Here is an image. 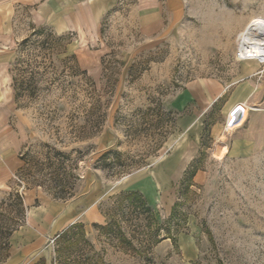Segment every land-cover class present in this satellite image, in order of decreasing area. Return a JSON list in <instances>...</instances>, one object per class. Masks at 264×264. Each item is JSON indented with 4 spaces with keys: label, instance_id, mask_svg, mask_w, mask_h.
I'll list each match as a JSON object with an SVG mask.
<instances>
[{
    "label": "rangeland",
    "instance_id": "374dc122",
    "mask_svg": "<svg viewBox=\"0 0 264 264\" xmlns=\"http://www.w3.org/2000/svg\"><path fill=\"white\" fill-rule=\"evenodd\" d=\"M91 1L98 31L16 0L0 34V264L25 239L21 264H264V64L238 52L264 0Z\"/></svg>",
    "mask_w": 264,
    "mask_h": 264
},
{
    "label": "crops",
    "instance_id": "0c3cea01",
    "mask_svg": "<svg viewBox=\"0 0 264 264\" xmlns=\"http://www.w3.org/2000/svg\"><path fill=\"white\" fill-rule=\"evenodd\" d=\"M15 1L16 0H0V34L6 33L7 35H11V32L13 33L11 22H9L10 25L8 26V24H6L7 22L5 21L8 20L9 15H13ZM141 1L143 4L149 2V0ZM156 2H154V4L152 5H155ZM111 6L112 5L111 3H109V1H105V3H94L91 0H84V2L79 5L78 9H76V7H73L72 9L70 6L69 9L64 11L63 17L58 20L55 19V17H57L56 12L54 13V17L52 18L51 12L44 8L45 6H43L42 8H38L37 11L41 14H44L45 11H48L50 14V17L48 16V23L51 24L58 32H65L72 29L77 30L78 28H82L83 30L90 29V31L92 32L96 30L98 31V25L100 23V20L102 19L105 12L110 9ZM3 8H5L6 11H1V9ZM4 13H7V16H5ZM9 28L11 32L8 30ZM77 203V200L75 202H71L68 207L57 217V222L59 223L58 228L60 231H62L61 229L63 228V226H65L69 222L70 218H76L77 216L83 214V212L78 208L79 205ZM34 245L37 246L36 243L33 244L27 239H25L23 248L16 249L15 253H13V255L11 256V259H9V264H21L23 257L30 250H32V246Z\"/></svg>",
    "mask_w": 264,
    "mask_h": 264
},
{
    "label": "trees",
    "instance_id": "16d2710c",
    "mask_svg": "<svg viewBox=\"0 0 264 264\" xmlns=\"http://www.w3.org/2000/svg\"><path fill=\"white\" fill-rule=\"evenodd\" d=\"M113 153H115V152H112V151L106 152L101 157V160H103V161L106 160ZM51 165L54 167L52 174H59V171L61 169H65V167L63 166V162L60 164V166H54L55 165L54 162H51ZM106 165L107 164L103 163L102 166L105 168ZM195 174H196V170L192 172V176ZM16 196L18 197V200L20 201V205L22 206V209H25L24 208V202H23V196L19 192H17ZM72 196H73V192H72V188L70 186H64L63 188L57 190V192H56V197L60 198V199H68ZM120 197L121 198H127V199L131 200V202H132L131 205L136 212H138L140 210L142 212H148V213L152 212V207L148 204V202L145 199V197L143 196V194L139 191H126L123 194H121ZM66 231L61 233L60 237H63L65 235ZM166 237L173 239L175 242L177 241L176 235H174V234H167Z\"/></svg>",
    "mask_w": 264,
    "mask_h": 264
},
{
    "label": "bare ground",
    "instance_id": "6f19581e",
    "mask_svg": "<svg viewBox=\"0 0 264 264\" xmlns=\"http://www.w3.org/2000/svg\"><path fill=\"white\" fill-rule=\"evenodd\" d=\"M263 44L264 19H253L244 32L238 52L246 60H257V56L264 53ZM222 148H224V146H222Z\"/></svg>",
    "mask_w": 264,
    "mask_h": 264
},
{
    "label": "built area",
    "instance_id": "2783aa9c",
    "mask_svg": "<svg viewBox=\"0 0 264 264\" xmlns=\"http://www.w3.org/2000/svg\"><path fill=\"white\" fill-rule=\"evenodd\" d=\"M263 46H264V44H263ZM241 55V54H240ZM257 61L259 62V63H263L264 64V53L262 54V55H260V56H257Z\"/></svg>",
    "mask_w": 264,
    "mask_h": 264
}]
</instances>
